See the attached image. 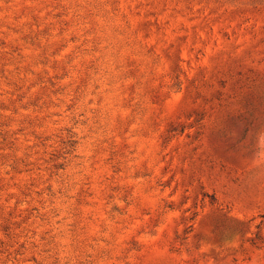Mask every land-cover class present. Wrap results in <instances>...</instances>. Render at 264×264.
<instances>
[{
  "label": "rangeland",
  "instance_id": "rangeland-1",
  "mask_svg": "<svg viewBox=\"0 0 264 264\" xmlns=\"http://www.w3.org/2000/svg\"><path fill=\"white\" fill-rule=\"evenodd\" d=\"M0 264H264V0H0Z\"/></svg>",
  "mask_w": 264,
  "mask_h": 264
}]
</instances>
